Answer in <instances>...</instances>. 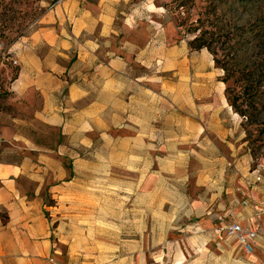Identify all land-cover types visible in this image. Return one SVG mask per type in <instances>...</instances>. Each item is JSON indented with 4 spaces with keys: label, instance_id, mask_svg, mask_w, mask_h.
Here are the masks:
<instances>
[{
    "label": "crops",
    "instance_id": "0c3cea01",
    "mask_svg": "<svg viewBox=\"0 0 264 264\" xmlns=\"http://www.w3.org/2000/svg\"><path fill=\"white\" fill-rule=\"evenodd\" d=\"M130 1L62 0L10 46L0 264H264V233L248 254L227 232L264 225L239 204L264 198V176L221 150L219 72L144 87L141 65L185 64L189 49L130 12L118 22Z\"/></svg>",
    "mask_w": 264,
    "mask_h": 264
},
{
    "label": "rangeland",
    "instance_id": "374dc122",
    "mask_svg": "<svg viewBox=\"0 0 264 264\" xmlns=\"http://www.w3.org/2000/svg\"><path fill=\"white\" fill-rule=\"evenodd\" d=\"M62 0H0V96L6 91V85L18 72V66L9 49L17 40L24 37L42 24L44 15L54 9ZM129 5L121 7L117 13V21L123 24L124 14L130 12L133 23L142 22L143 25L152 24L159 28V32L166 34L163 47L171 50L176 45L188 46L189 53L185 64L173 65L163 59L145 69L141 65V77L144 87L156 92L173 87V83L187 79L193 73H205L207 69H216L220 77L222 95L226 99V84L222 82L223 70L217 68L213 55L204 49L192 50L189 46L196 34L190 31L201 18L204 29L215 30L222 28L228 31L243 25L248 29L251 47L247 57H253L264 46V0H131ZM134 5V6H133ZM155 12V13H151ZM159 23V24H157ZM261 41V42H260ZM263 41V42H262ZM207 53V54H204ZM209 63V65H207ZM173 70V71H170ZM176 74V75H175ZM183 74L187 77H184ZM182 77H181V76ZM193 76L189 78L192 82ZM224 83V84H223ZM224 87V88H223ZM258 101V100H257ZM255 115L237 114L229 105L225 115H229L228 128L233 130L226 137L221 150L226 151L230 167L241 162L244 172L258 170L264 176V103L250 105ZM262 110L258 114V111ZM231 121V122H230Z\"/></svg>",
    "mask_w": 264,
    "mask_h": 264
},
{
    "label": "trees",
    "instance_id": "16d2710c",
    "mask_svg": "<svg viewBox=\"0 0 264 264\" xmlns=\"http://www.w3.org/2000/svg\"><path fill=\"white\" fill-rule=\"evenodd\" d=\"M190 29L196 34L189 43L191 49H208L217 68L223 70L222 82L226 84L229 105L237 114L250 119L257 116L255 108L250 110V105L254 107L255 103H264V46L253 57L246 58L252 42L248 29L243 25L228 31L222 28L209 30L204 29V21L200 18Z\"/></svg>",
    "mask_w": 264,
    "mask_h": 264
},
{
    "label": "built area",
    "instance_id": "2783aa9c",
    "mask_svg": "<svg viewBox=\"0 0 264 264\" xmlns=\"http://www.w3.org/2000/svg\"><path fill=\"white\" fill-rule=\"evenodd\" d=\"M239 204L246 207L251 206L256 218L264 215V198L259 199L250 195L243 198ZM227 232L231 237L236 238L240 242L246 253L250 254L253 251V243L256 241L258 235L264 233V225L257 222L254 226H243L237 222H232L227 225Z\"/></svg>",
    "mask_w": 264,
    "mask_h": 264
}]
</instances>
